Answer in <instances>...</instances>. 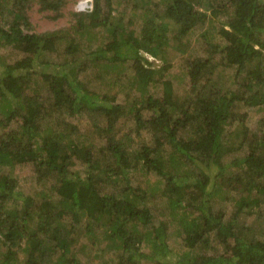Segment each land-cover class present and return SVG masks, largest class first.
<instances>
[{"label": "trees", "instance_id": "trees-1", "mask_svg": "<svg viewBox=\"0 0 264 264\" xmlns=\"http://www.w3.org/2000/svg\"><path fill=\"white\" fill-rule=\"evenodd\" d=\"M35 1L52 10L63 4L0 0V46L20 53L0 68V126L19 121L17 128L0 133V163L11 167L34 161L42 176L51 172L58 198L50 199L46 191L35 202L16 190L11 173L0 175V264H17L21 252L19 264H48L55 254L59 256L53 264H81L69 246L81 220L95 223L107 239L104 247L115 252L114 262L108 258L105 264H264V237H251L254 231L237 223L243 208L264 198V2L209 0L213 6L204 13L199 7L205 0H126L130 5L113 20L112 0H92L90 11L72 13L75 21L68 28L39 33L31 30L26 14ZM160 1L161 9L151 7ZM164 16L176 31L160 21ZM133 21H139L136 36ZM199 21L208 23L199 34L207 54L187 57L190 85L178 95L165 77L172 66L167 56L188 49L189 43L183 45L181 39ZM77 37H94L98 44L85 50ZM46 53H54L55 60H41ZM145 54L162 64L155 68ZM127 60H132L131 79L121 71ZM92 66L98 81L103 73L116 74L108 77L109 88L122 79V87L135 86L140 95L127 108L114 102L109 89H91L79 73ZM219 68L233 69L246 91L229 92L219 85L214 80ZM38 78L47 85L45 103L33 93ZM151 83L161 85V97L146 95ZM237 100L263 110L255 129L239 117L235 129L225 130L237 119L232 113ZM83 114L106 120L104 142L96 150L74 136L78 127L72 118ZM123 114L129 115L132 127L114 138L110 130ZM142 128L149 131V141L130 150V134ZM76 162L86 165L84 176L73 168ZM137 168L163 181L159 194L186 233L183 240L190 250L174 261L166 258L167 223L153 221L146 190L132 186L130 175ZM219 185L229 191L254 189L255 195L240 194L234 200L224 194L235 202L226 217L214 206ZM20 200L23 210L14 205ZM86 233H93L92 227ZM213 238L223 244V252L205 251ZM196 247L198 252H192Z\"/></svg>", "mask_w": 264, "mask_h": 264}, {"label": "rangeland", "instance_id": "rangeland-1", "mask_svg": "<svg viewBox=\"0 0 264 264\" xmlns=\"http://www.w3.org/2000/svg\"><path fill=\"white\" fill-rule=\"evenodd\" d=\"M63 4L59 7L58 10H52V9H43L41 8V5L38 2L31 3V5L26 10L29 26L31 30L35 32H46V31H53V30H59L61 28H68L70 24H73L75 19L72 16L73 12H77L76 9V3L79 0H62ZM112 6L113 11L111 13V16L113 17V20L118 16V14L121 12V10L124 11V9L128 8L130 5V1L126 0H112ZM154 2H158V0H154ZM163 6L162 2L158 3L154 7L155 9H161ZM213 6V4L209 0H205L203 4L199 7L200 10L204 13H209L210 8ZM103 10L107 11V7L105 4H103ZM163 14V12H160ZM160 20V19H159ZM169 18L164 16L160 20L162 23L167 25L169 28V31H176L177 26L171 24L168 22ZM136 21V20H135ZM134 22V24L131 26V28L134 27V35H138L139 30V24L137 22ZM203 23V25H202ZM208 23L206 21H199L195 27V31L187 34L185 37L181 39V44L188 45V49L185 52H176L178 55H175V53H168L167 59L172 64L171 68L167 71L165 74V77L170 79L173 84V89L176 94H182L185 91L189 89V78L186 74V65L185 62L187 60V57L189 59H192L193 57L198 56H204L207 53L202 51L203 45L201 39H199V34L201 31L207 29ZM215 27V25H213ZM213 28V27H212ZM94 31H96L94 29ZM169 33V32H168ZM215 35V32H214ZM217 37H215V40H217ZM77 40H79V44L82 48L85 50L95 48L98 44V40L94 39L92 37V41L86 40L85 37L79 38L77 37ZM190 40V42H189ZM64 45V43L61 44V47ZM206 50V49H204ZM16 53V54H15ZM146 57L150 59V61L153 62V66L155 68H158L162 63L161 60L152 59L148 54H145ZM20 53H18L14 48L11 46H0V68L2 67V62L11 63L16 58H20ZM42 58V59H41ZM41 60H55L54 53H46L41 56ZM38 62V61H37ZM126 66L121 70L122 74L129 79H131V75L133 74L132 70V60L126 61ZM100 71V70H99ZM104 70H102V73ZM111 72V71H110ZM116 74H106L103 73V76L101 77V80L98 81L97 78V69L95 67H88L84 71H81L79 73V77L83 80H87L86 84L89 85L91 89H98L99 91H105L106 89H109V93L112 96H115V103L119 102L123 106L129 108L131 105V102L133 99L140 95L136 87L129 88L128 83H125V88L122 87V79L116 83L112 84V88H109L108 77L115 78ZM93 77L94 79H90ZM89 78V79H88ZM214 80L217 81L219 85L224 86L229 92L234 90L235 88L242 93H244L242 83L240 81L235 79L234 71L231 68H219L218 73H215ZM38 84H36L37 90L34 91V94H38V100L45 103V98H47V85L44 81H40V79H37ZM113 82V81H112ZM32 87L34 88V85L32 84ZM148 92L146 95L152 94L155 97H161V85L160 84H154L151 83L147 87ZM145 95V96H146ZM44 100V101H43ZM232 113L235 116V120L230 121V123L225 125V130L229 131L232 128H236L238 125V118H244L245 125L248 126L251 129H255L258 125V120L263 115V110H259L256 107H250L246 106L241 100H237L232 108ZM73 122L77 124V131L74 133L75 138L77 139L78 143L81 144L83 142L84 144L93 145V149L96 150L99 148L101 144L104 142V135L106 133L102 132L101 130L105 128L106 120L103 118V116L95 115L90 116L88 114H83L79 117H76L75 119L72 118ZM55 119L48 120L50 123V126L53 125L55 122ZM127 121V122H123ZM19 125L18 120L11 121L7 127L3 128L0 126V133L7 132L9 130L17 128ZM131 125V119L129 118L128 114L121 115L114 127V130H110V132L114 135V138H122V134L126 130V127H129ZM132 127V126H130ZM58 130V129H57ZM65 138H63V142L65 143ZM150 139V133L148 130L140 129L139 133L134 132L130 134V138L127 140L128 148L130 150L137 149L142 144H147V142ZM233 152L231 151V156ZM73 168L77 169L79 174L84 176L86 172V165L80 164L76 162V164L73 166ZM141 168H137L134 170V173L130 175L132 186L136 187V185H140L142 188H144L147 194L146 198V206L149 209V211L152 214L153 221H163L167 223V229H166V243L168 245V253L166 255V258L169 259L168 256H170V260L179 258L183 252L190 250L188 246L185 245L183 238L185 237V231H183V228L178 221L177 218L172 217L171 213L169 212V206L168 201L165 198V196L160 195L159 191L163 188V181L159 180V178L156 177V175L152 172L148 174H141ZM11 173V177L15 180L16 183V190L19 191L23 196L31 197L35 202L39 201L42 198V193L48 192L50 194V199L58 198L57 194L52 191L51 184L54 181L52 179V174L49 172L48 175H43L41 173V169L35 166V162L32 160H25L22 163H16L14 166L12 165L9 167V165L5 163H0V175L1 174H9ZM225 185H219V192L215 194V200H214V206L215 209H221L225 212L226 217L230 216L231 213L234 210L235 202L232 200H226L223 198V195L228 193L230 197L236 200L238 198V195L243 194L244 196L255 195L254 189H243L240 191L227 190ZM228 191V192H227ZM15 207L23 210L24 204L20 200L18 203H14ZM195 213V212H194ZM196 214V213H195ZM225 217V218H226ZM71 221V219H70ZM66 222H63L62 224H65ZM238 224H245L246 226H249L250 229L254 231L253 235L251 237L253 238H263L264 237V198L263 201H261L258 205L252 206V208H243L240 216L237 220ZM91 224V226L89 225ZM87 223L85 220H81L79 222V231L72 233V235H76V239L69 241V246L73 247L71 248V252L73 253V256H75V260L79 261L81 264H105L106 260L110 258L111 261L114 262L115 252L113 250H107L104 245L107 241L105 237L102 234V231L94 228L95 223ZM92 227L93 233H86V228ZM71 235V236H72ZM232 243V240L229 241ZM198 247V246H197ZM191 249L192 252H198L199 248ZM144 249H147L146 247H142ZM149 250H147L148 252ZM207 253L212 254H219V252L224 251L223 244L219 243L217 239L213 238L209 245L207 246V249L205 250ZM67 254V253H66ZM21 255L24 256V252H21ZM19 256L20 262H22V256ZM69 255V253H68ZM59 254L53 255L52 261H50L48 264H53L54 261L57 260ZM18 261L16 262L17 264ZM143 264H154L153 262L149 260H142Z\"/></svg>", "mask_w": 264, "mask_h": 264}, {"label": "built area", "instance_id": "built-area-1", "mask_svg": "<svg viewBox=\"0 0 264 264\" xmlns=\"http://www.w3.org/2000/svg\"><path fill=\"white\" fill-rule=\"evenodd\" d=\"M264 2V0H262ZM92 8V0H79L76 3V11L77 12H87Z\"/></svg>", "mask_w": 264, "mask_h": 264}]
</instances>
